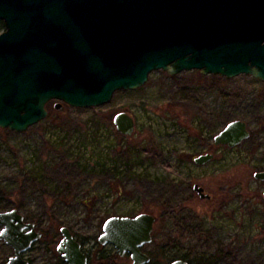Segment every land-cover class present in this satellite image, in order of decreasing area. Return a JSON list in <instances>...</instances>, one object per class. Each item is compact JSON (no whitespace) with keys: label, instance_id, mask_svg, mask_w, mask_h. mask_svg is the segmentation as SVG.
Instances as JSON below:
<instances>
[{"label":"rangeland","instance_id":"1","mask_svg":"<svg viewBox=\"0 0 264 264\" xmlns=\"http://www.w3.org/2000/svg\"><path fill=\"white\" fill-rule=\"evenodd\" d=\"M56 104L26 132L0 128V211L17 208L43 233L24 255L32 264H62L63 226L92 258L113 255L112 245L99 243L105 222L142 213L156 217L149 252L224 250L218 264H264V182L254 178L264 170V82L158 70L145 86L117 91L99 107ZM123 112L135 119L131 136L115 125ZM234 120L245 121L251 137L234 148L216 146ZM207 153L214 159L198 165ZM195 184L211 199H201ZM13 255L0 240V264Z\"/></svg>","mask_w":264,"mask_h":264},{"label":"water","instance_id":"2","mask_svg":"<svg viewBox=\"0 0 264 264\" xmlns=\"http://www.w3.org/2000/svg\"><path fill=\"white\" fill-rule=\"evenodd\" d=\"M0 128L28 131L48 116L57 101L75 108L111 102L120 90L146 85L152 72L174 76L197 70L234 78L246 74L264 82V0H0ZM117 130L133 135L127 113L115 117ZM251 137L248 124L234 120L220 131L216 146L234 148ZM207 153L195 159L205 165ZM264 182V170L254 173ZM203 200L204 187L193 186ZM156 217L109 218L99 237L132 264H149ZM0 240L14 249L7 264L24 257L43 234L17 209L0 211ZM58 253L66 264H90L82 244L61 228ZM172 264H190L176 260Z\"/></svg>","mask_w":264,"mask_h":264},{"label":"trees","instance_id":"3","mask_svg":"<svg viewBox=\"0 0 264 264\" xmlns=\"http://www.w3.org/2000/svg\"><path fill=\"white\" fill-rule=\"evenodd\" d=\"M5 29H6L5 23L0 20V33H2ZM0 131H3V130L0 129ZM14 207H16V206H14ZM14 209H17V208H14ZM32 223H34V222H32ZM61 228H60V232H61ZM165 249H166L165 246H161V247H159L158 250H155L151 253V255L153 257V261L156 262V264H167V263H170V262L177 260V259H182V260L188 261L189 263H193V264H218L226 255L229 254L227 252H224V250L223 251L218 250L217 252H215L212 255H199L196 257H191L188 254H180L178 252H170V251L165 250ZM88 257H89L90 261L93 262V264H115L116 259L121 258L119 256L118 252L114 253L113 255H107L106 253H102V254L98 255L95 253L93 258L91 255H88ZM60 261L62 264H66V262L63 260V258H61Z\"/></svg>","mask_w":264,"mask_h":264},{"label":"flooded vegetation","instance_id":"4","mask_svg":"<svg viewBox=\"0 0 264 264\" xmlns=\"http://www.w3.org/2000/svg\"><path fill=\"white\" fill-rule=\"evenodd\" d=\"M37 229V228H36ZM38 230V229H37ZM77 239V238H76ZM81 244H82V247H83V243L82 242H80ZM35 245V244H34ZM34 245H33V247H34ZM32 247V248H33ZM83 250H84V247H83ZM144 251L146 252V253H148L149 254V256L151 257V262L149 263V264H156V262H154L153 261V257H152V255H151V253L152 252H149V251H147V250H145V248H144ZM84 252H85V250H84ZM86 254H87V256H88V253L87 252H85ZM120 256V255H119ZM125 256H127V257H130V255H128V254H126ZM125 256H122V257H125ZM25 257V256H24ZM121 257V256H120ZM121 257V258H122ZM89 258V257H88ZM131 258V257H130ZM132 260V259H131ZM177 260H182V259H177ZM29 262H30V264H32L31 263V260H28ZM174 261H176V260H174ZM174 261H172V262H170V263H167V264H172ZM188 262V261H187ZM89 263H91L90 262V259H89ZM190 264H193V263H190Z\"/></svg>","mask_w":264,"mask_h":264}]
</instances>
